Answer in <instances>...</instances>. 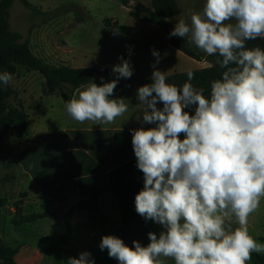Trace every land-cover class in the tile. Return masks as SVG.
<instances>
[{
	"label": "clouds",
	"instance_id": "obj_1",
	"mask_svg": "<svg viewBox=\"0 0 264 264\" xmlns=\"http://www.w3.org/2000/svg\"><path fill=\"white\" fill-rule=\"evenodd\" d=\"M169 35L217 56L215 64L224 71L211 82L209 96L191 83L192 71L178 87L154 67L152 82L138 88L143 122L155 127L130 130L144 178L135 210L164 230L158 237L149 232L146 246L134 240L129 247L118 236L104 235L99 248L118 264H165L167 258L174 264H248L253 253H264V243L248 227L264 198V49L247 47L264 39V0H205L201 12L179 19ZM153 56L158 63L159 53ZM120 59L112 69L116 79L81 85L65 101L71 119L107 125L128 112L127 99L111 98L119 79L133 75L129 61ZM12 79V73L0 72V86ZM192 106L194 114L185 111ZM66 264L95 260L84 251Z\"/></svg>",
	"mask_w": 264,
	"mask_h": 264
},
{
	"label": "rangeland",
	"instance_id": "obj_2",
	"mask_svg": "<svg viewBox=\"0 0 264 264\" xmlns=\"http://www.w3.org/2000/svg\"><path fill=\"white\" fill-rule=\"evenodd\" d=\"M27 1L34 6V10L25 8L20 0H14L9 9V26L12 31L28 40L34 55L48 64L69 65L74 68L105 66L112 70L117 62H121L122 57L129 61L133 70H154V67L158 70H188L190 67L188 57L169 47L170 35L166 31L135 20L129 9L118 0ZM176 1L178 11L170 19L174 26L181 18L188 21L191 12H201L205 3V0ZM136 3L150 7V0H130V5ZM104 20H107L106 24ZM153 51L159 53L158 63ZM96 84L102 83L98 81ZM8 85L14 90L10 103L16 105L21 101L28 115V127L25 131L10 129L0 144V199H10V208L19 199L10 189H24L28 186V179L21 180L18 175L21 173L20 169L32 165L34 172L39 173L44 168L45 181H53L59 168L72 164L78 153L75 145L70 142L69 130L65 132L72 126V119L64 110L63 99L59 95H42L44 80L38 73L28 72L18 66ZM30 137L36 139L31 141ZM29 141V146L23 151V144L26 145ZM14 163L19 165L18 170H15ZM24 200L29 201L25 204V212L39 213L48 209L39 208L33 199ZM70 203L66 200L52 214L53 217H46L36 225L40 232L47 229L44 223L51 222L50 226L55 225L53 228H56V232L51 230V233H42L49 237L47 244H58L63 236L64 216ZM103 207V220L100 215L93 219H89L85 213L79 219L78 214L74 215L70 221L73 230L63 240L66 241L65 244L59 245L63 250L56 254V258L47 260L48 264H66L69 257L78 258L81 252L88 251L91 255L97 252L102 236L112 235L120 222L113 199L110 198ZM9 208L5 211L11 215ZM51 218H56V221L49 220ZM151 224L158 237L164 230L163 227L153 221ZM232 226L238 227L235 219ZM248 227L249 234L258 243H264V200L260 201L258 209L250 215ZM25 239L29 243L35 242L31 238ZM45 243L43 239L36 244ZM165 264H174V261L167 258Z\"/></svg>",
	"mask_w": 264,
	"mask_h": 264
},
{
	"label": "trees",
	"instance_id": "obj_3",
	"mask_svg": "<svg viewBox=\"0 0 264 264\" xmlns=\"http://www.w3.org/2000/svg\"><path fill=\"white\" fill-rule=\"evenodd\" d=\"M27 9L34 10V6L27 0H20ZM123 6L129 9L130 15L137 21L145 22L157 26L168 34L174 29L170 23L177 11L178 4L176 0H150V7L136 3L130 5V0H118ZM14 0H0V72L7 71L13 75L17 67L21 66L26 71L38 73L44 80L43 96L59 95L63 102L72 98L73 92L94 80L101 75H108L116 79L113 71L105 66H91L74 68L69 65H52L46 63L42 58L34 55L29 48L27 39L10 29L9 9ZM105 24L107 20H104ZM169 45L196 61H207L208 67L191 70L194 73V79L191 83L197 88L204 89V95L209 96L211 92V82L220 79L224 69L215 64L217 56H207L204 52L197 49L194 45L187 43L186 38L170 36ZM247 47H260L264 49V39L248 41ZM117 62L115 65L120 64ZM187 72H178L167 75V83L175 84L180 87L187 81ZM128 78H120L118 85L127 83ZM151 78L138 82L141 87L150 84ZM14 95V90L7 84L0 86V144L10 129L25 131L28 115L23 104L19 101L16 105L10 103V98ZM162 108V103L157 104ZM195 106L185 109L190 114H194ZM143 173L136 167V159L129 160L119 166L114 167L107 173V184L105 192L113 197L116 202L119 213V226L112 235L121 238L126 245L132 247V242L139 241L142 246L150 243L148 233L154 232L151 220H145L137 214L135 210V196L143 188ZM0 199V203H4ZM22 201L13 202L15 214L12 223L23 224L31 223L38 219L53 217L52 213L40 212L22 214ZM85 211L89 219H93L101 212L99 200L91 197L88 200H81L69 207L64 216L65 232L59 239L58 244L52 243L48 249L47 259L56 258V254L63 250L59 245L65 244L63 240L72 232L73 226L70 223L75 214ZM17 248H13L0 239V264H14V255ZM95 264H118L116 259L108 256L107 249L101 251L100 248L92 255ZM56 264V263H55ZM248 264H264V253L252 254V259Z\"/></svg>",
	"mask_w": 264,
	"mask_h": 264
},
{
	"label": "crops",
	"instance_id": "obj_4",
	"mask_svg": "<svg viewBox=\"0 0 264 264\" xmlns=\"http://www.w3.org/2000/svg\"><path fill=\"white\" fill-rule=\"evenodd\" d=\"M169 47L171 46L169 45ZM188 64L190 66L188 70L160 71L166 72L169 75L201 69L210 65L207 61H196L191 58L188 59ZM152 72L153 70H133L134 77L128 78L127 83L117 85L114 89V94L111 98H125L130 102L128 112L121 117H117L114 123L94 125L90 121L80 123L72 119V126L67 128L65 132H68V130L70 132V142L75 145L78 153L77 158H74V162L65 168H59L60 171L55 173L53 181H45L46 171L44 168L40 169L38 173L37 171L34 172L35 169L32 165L28 168L22 166L23 168L20 169L21 173L18 175L21 176V180L23 178L28 179V186L24 189L17 187L13 188V190L10 189L12 191L11 193L15 196L18 195V200L22 201V214L38 213L37 211L25 212V204L29 201L24 199H33V202L37 203L39 208H48L46 212L54 214L56 210L60 209L59 207L63 206V202L66 200L71 202V206L78 201H86L91 197H96L99 200L101 208L99 215L101 220H103V204L110 200V198L113 199L110 194L105 192L107 173L116 166L136 159L132 147V134L130 130L141 127L145 129L155 127L154 124L143 122L142 106L139 105L137 98L138 82L151 78ZM102 77L103 80H101ZM111 80H113L112 77L101 75L92 80V82L97 83L99 81L104 83ZM78 90H81V87L73 92L72 97L76 95ZM27 127L26 123L25 129ZM179 138L181 140L184 139V134H180ZM35 139L33 137L31 141ZM29 144L30 141L26 145L23 144L21 149L25 151ZM14 166L16 168L15 170H18L19 165L14 163ZM9 185L11 186L10 183ZM13 198L12 196V200ZM261 200H264V198H261ZM9 201L10 199H7L3 204L0 203V239L7 245L17 248V252L14 255V264H48L47 251L52 242L47 244L49 237L43 236L42 233H51V230L56 232V228H53L55 225L50 226L51 222L44 223L43 225L47 229L44 232H40L36 228V225L41 223L39 221L45 218L19 225L12 223L15 211L13 212V204L9 208ZM8 208L12 212L11 215L5 211ZM84 213L86 214L85 211L80 212L77 215V219L80 216L82 217ZM52 219L56 221V218L49 220ZM25 238H31L35 242L29 243ZM43 239L46 241L45 245L36 244L40 243Z\"/></svg>",
	"mask_w": 264,
	"mask_h": 264
}]
</instances>
